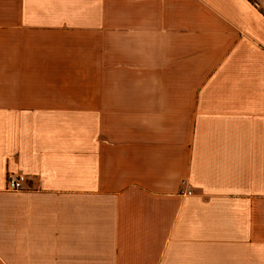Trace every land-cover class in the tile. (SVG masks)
<instances>
[{"label":"crops","instance_id":"obj_1","mask_svg":"<svg viewBox=\"0 0 264 264\" xmlns=\"http://www.w3.org/2000/svg\"><path fill=\"white\" fill-rule=\"evenodd\" d=\"M0 264H264V0H0Z\"/></svg>","mask_w":264,"mask_h":264},{"label":"built area","instance_id":"obj_2","mask_svg":"<svg viewBox=\"0 0 264 264\" xmlns=\"http://www.w3.org/2000/svg\"><path fill=\"white\" fill-rule=\"evenodd\" d=\"M26 179L23 176L10 175L6 181V188L9 191L19 192L23 189Z\"/></svg>","mask_w":264,"mask_h":264}]
</instances>
